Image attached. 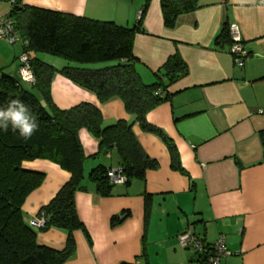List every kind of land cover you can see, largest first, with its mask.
I'll use <instances>...</instances> for the list:
<instances>
[{"label": "crops", "instance_id": "0c3cea01", "mask_svg": "<svg viewBox=\"0 0 264 264\" xmlns=\"http://www.w3.org/2000/svg\"><path fill=\"white\" fill-rule=\"evenodd\" d=\"M161 0H150L142 19L144 33L135 36L133 55L146 84L177 54L188 74L167 89L170 99L147 116L175 146L180 169L172 168L166 144L144 132L126 113L119 99L100 104L96 96L57 74L51 98L59 110L82 103L97 106L103 126L120 120L132 132L144 153L156 162L143 180L116 185L110 197L95 193L89 172L99 165L119 167L113 149L101 156L99 141L86 130L79 139L86 156L84 184L75 195L78 217L88 232L74 233L75 255L65 264H204L203 257L180 246L178 236L192 231L205 244L224 236L231 253L221 264H264V0H199L193 13L178 17L174 28L163 24ZM146 0H24V4L100 22L133 28ZM0 0V20L11 11ZM240 29L246 58L234 64L228 44L216 43L224 28ZM15 45L0 39V72L18 77ZM21 52V53H19ZM38 57V55H35ZM104 155V154H103ZM23 168L45 175L22 206L25 221L37 219L70 174L58 165L35 160ZM129 217L111 227L114 217ZM37 231V243L52 250L64 249L67 235L50 229Z\"/></svg>", "mask_w": 264, "mask_h": 264}, {"label": "trees", "instance_id": "16d2710c", "mask_svg": "<svg viewBox=\"0 0 264 264\" xmlns=\"http://www.w3.org/2000/svg\"><path fill=\"white\" fill-rule=\"evenodd\" d=\"M11 11L7 18L13 23L22 53L30 57L34 83L28 90L19 76L0 72V109L13 100L22 101L35 118L37 128L28 139L9 125L0 129V264H65L76 253L74 233L81 231L88 243L90 236L80 221L75 195L87 190L84 184L86 156L79 132L86 130L99 141V152L108 154L115 149L126 187L134 180H143L148 170L157 168L142 150L132 132V124L120 120L104 127L100 109L89 103L68 110H59L52 102L51 83L60 74L76 86L93 93L100 104L112 99L122 101L125 111L133 116L140 128L157 135L168 147L172 168L180 169L175 146L160 129L150 125L147 114L170 99L167 89L188 74V68L177 54L170 57L155 74V82L146 84L136 67L133 55L134 38L144 33L142 19L150 0H146L138 22L125 28L113 22H100L61 12L32 7L24 0H8ZM163 24L174 28L178 17L193 13L199 0H161ZM230 45L229 27L224 28L216 43ZM46 54L74 64L57 70L35 57ZM112 63L98 70L88 66ZM38 93L42 99L34 94ZM264 145V133H261ZM46 160L70 174L69 181L51 202L42 208L38 218H45L41 232L50 229L67 235L63 250L56 251L37 243V231L25 221L22 206L28 196L43 182L45 175L23 168V163ZM111 170L103 165L92 169L88 181L98 196L110 197L116 186L108 179ZM129 217H114L116 227Z\"/></svg>", "mask_w": 264, "mask_h": 264}, {"label": "built area", "instance_id": "2783aa9c", "mask_svg": "<svg viewBox=\"0 0 264 264\" xmlns=\"http://www.w3.org/2000/svg\"><path fill=\"white\" fill-rule=\"evenodd\" d=\"M0 39L10 45L21 44V41L14 31L13 23L9 19L0 20ZM229 36L231 46L229 54L232 56L234 64L242 66L246 58L244 52L243 41L241 38L240 29L237 25L229 26ZM18 76L24 83L32 85L34 83L33 74L30 68V57L28 54L22 53L19 57ZM108 179L115 185H123L125 177L122 174L120 167L111 169L107 173ZM45 218L40 217L29 222L30 226L36 230H40L45 226ZM179 244L184 249H192L203 257L204 264H221L222 260L231 255L226 248L224 236L219 238L212 244H205L204 241L195 235L192 231H186L178 236Z\"/></svg>", "mask_w": 264, "mask_h": 264}, {"label": "clouds", "instance_id": "9594fccd", "mask_svg": "<svg viewBox=\"0 0 264 264\" xmlns=\"http://www.w3.org/2000/svg\"><path fill=\"white\" fill-rule=\"evenodd\" d=\"M2 31L0 29V32ZM9 125L13 130H18L25 139L30 138L37 128L35 118L20 100L10 101L6 109H0V129L7 132Z\"/></svg>", "mask_w": 264, "mask_h": 264}, {"label": "rangeland", "instance_id": "374dc122", "mask_svg": "<svg viewBox=\"0 0 264 264\" xmlns=\"http://www.w3.org/2000/svg\"><path fill=\"white\" fill-rule=\"evenodd\" d=\"M8 45H10V44H8ZM15 46H16L14 48L15 51L16 52L20 51L21 44L17 43ZM19 53H21V52H19ZM21 54L19 55V57L21 56ZM19 57H18V60H19ZM37 58L40 59L41 61H43L45 64H47V65H49V66H51V67H53V68H55L57 70H62L64 67H67V66H70V65H74V64H70V63L64 61L63 59L52 57V56H49V55H46V54H38ZM18 64H19V61H18ZM111 65H113V64L112 63H105V64H98V65H91V66H88V67L90 69H92V70H98V69H102V68H105V67H109ZM12 66H14L12 69H15L18 65L14 63V64H12ZM22 86L24 88L30 90L32 85L23 82ZM34 94L39 98L40 101H42V99H41V97H40V95L38 93L34 92ZM108 154H104V155L101 154V156H104L106 158H110L111 157V159H113V157H115V156H109ZM116 163H117V161H115L113 159V163L112 164H116Z\"/></svg>", "mask_w": 264, "mask_h": 264}]
</instances>
